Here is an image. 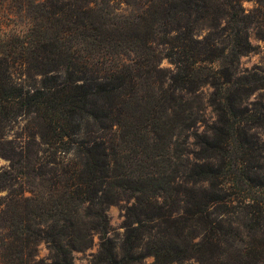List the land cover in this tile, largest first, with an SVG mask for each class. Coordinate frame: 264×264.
Masks as SVG:
<instances>
[{"label":"rangeland","instance_id":"1","mask_svg":"<svg viewBox=\"0 0 264 264\" xmlns=\"http://www.w3.org/2000/svg\"><path fill=\"white\" fill-rule=\"evenodd\" d=\"M103 2L78 0L83 7L113 12L126 40L136 44L138 53L126 51L114 56L110 50H85L75 43L69 51L72 61L77 66L88 62L86 76H93L92 83L106 82L105 77L119 69L138 76L133 83L138 101L125 109L132 115L136 111L146 114L149 97L162 99L174 93L172 79L178 72L169 57L175 40L173 25L151 18L149 11L156 0H136L130 5L112 2L110 6ZM258 3L243 2L245 13L261 23L251 25L255 54L241 58L240 70L264 78V0ZM45 5L32 0L6 4L1 36L24 33L33 11L40 9L39 13L47 9ZM216 14L212 7L207 11L209 17ZM207 26L209 23H201L197 36L212 34ZM221 69L222 63L197 64L193 83H182L186 89L173 94L176 102L183 99L187 104L185 125L171 123L173 104L162 107L163 102L151 107L150 119L123 117L122 127L115 125L109 130L87 117L90 128L84 122L79 135L60 144L44 124L41 127L37 114H22L5 123L4 129L0 128V254H7L1 247L13 236L14 224L23 222L30 232L43 235L61 227L69 211L73 222L86 233L100 223L92 213L97 214L102 207L105 233H91V248L73 253L77 264H105L99 260L106 259L102 250L105 242L114 246V264H221L223 256L233 258L232 264H264V190L259 186L264 184V88L254 90L239 107L236 114L243 111L246 115L236 117L241 121L226 137L221 131L226 118L215 101L217 92L203 85ZM147 71L152 72L150 79ZM14 72L24 87L38 86L39 78L28 77L17 68ZM158 117L169 122L161 132L156 131ZM78 143L88 149L97 144L105 147L110 160L97 183L96 206L80 201L84 187H78L77 174L83 170L75 158ZM76 163L78 166L70 170L68 165ZM207 167L219 173L218 179H200ZM65 171L69 173L65 175ZM97 176L103 174L98 172ZM23 192L26 200L20 196ZM200 208L207 210V220L194 214ZM170 231L180 232L181 240L167 237ZM210 240L216 246H207ZM34 254L45 264L53 263V249L45 241Z\"/></svg>","mask_w":264,"mask_h":264},{"label":"trees","instance_id":"2","mask_svg":"<svg viewBox=\"0 0 264 264\" xmlns=\"http://www.w3.org/2000/svg\"><path fill=\"white\" fill-rule=\"evenodd\" d=\"M16 1L18 0H0L2 31L3 8L9 2ZM32 1L45 2L47 9H42L39 13L40 9L33 11L24 33H16L13 37L8 35L9 38H6V35L1 36L0 32L1 129H4L5 123L19 115L34 113L41 120V127L44 124L47 130L60 139L61 142H56L60 144L65 142V139L79 135L84 122L89 129L90 123L87 117L92 118L96 124H101L103 129L109 130L115 125L122 127L123 117L133 121L144 116L150 119L151 107L156 106L157 102L159 104L163 102L162 107L165 103L173 104L171 110L174 114L171 123L182 122L185 125L189 119L187 104L183 99L176 102L177 99L173 94L177 90L186 89L182 83H193L192 74L197 64L222 63L223 69L209 76L204 80L203 85H209L217 92L215 101H218L217 106L226 118V121L222 122L225 128L221 131L228 137L241 121L238 118L236 120V117L246 115L243 111L236 114L239 107L241 108L244 101L249 99V95L254 90L264 88V78L253 74L252 71L240 70L241 58L255 54L249 35L251 25L261 23H256L254 21L256 18L245 13L243 2L246 0H156L149 14L151 18L166 26L173 25L171 31L175 34V40L171 43L172 52L169 57L173 58L178 73L172 79L171 88L174 93L170 97L153 100L151 96L145 101L148 112L144 114L136 111L134 115L125 107L131 108L130 103L133 105L138 101L136 94L133 93V83L138 76L119 69L105 77L106 82L92 83L95 80L93 76L89 78L86 76L85 66L88 62H80L77 66L69 52L76 43L85 46V50L89 47V49L96 47L98 50H110L114 56L125 54L126 51L138 53L134 41L132 46L126 40V35L122 33L121 22L114 18L116 15L107 8L98 10L94 7H83L78 4V0ZM103 1L106 6H110L112 2L130 5L136 0ZM254 1L260 4L262 0ZM211 7L216 11V16H207V11ZM201 23H209L207 27L212 29L213 33L207 37L197 36V29ZM261 39L264 40V33ZM70 41H73L72 45ZM16 68L25 71L28 77L39 78L38 86L24 87L15 77ZM151 73V71L146 72L150 76L148 79L151 78ZM79 81L83 82L79 83ZM222 91H224L223 96H221ZM161 119V117L156 119L157 132H161L160 130L169 124L168 121L164 122ZM75 158L83 166V170L81 169L77 174L78 187H84L80 189V201L96 206L97 183L104 177L106 165L110 162L107 151L98 144L88 149L84 143H78ZM68 166L70 170H74L78 163ZM98 172L103 176L98 177ZM68 173L69 171H65V175ZM199 176L202 181H213L218 179L219 173L207 167V170ZM259 186L264 190V184L259 183ZM20 196L23 200L27 199L25 192ZM246 206L252 208L249 203ZM57 211L62 212V210ZM205 213L207 210L201 208L194 211V214H201L207 220ZM246 215L249 216V213ZM92 216L99 218L100 223L94 224L86 233L73 222L69 211L61 227L43 235L30 232L28 226H23V222L14 224L13 236L6 239L1 247L7 254H0V264H45L34 254L35 248L42 241L49 243L53 249V263L50 264H77L73 253H84L90 249L91 233H105L107 227V222L103 220L102 207L97 214L92 213ZM68 236H73V239L68 240ZM175 236L177 241L181 240L180 232L170 231L167 234V237ZM212 242L213 240H210L207 246H216ZM102 250L106 259L104 258L105 261L99 259L100 262L114 264V246L110 242H105ZM233 260L223 256L221 264H232Z\"/></svg>","mask_w":264,"mask_h":264}]
</instances>
